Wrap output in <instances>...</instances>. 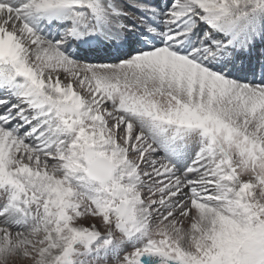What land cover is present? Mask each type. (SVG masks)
Wrapping results in <instances>:
<instances>
[{"label":"snow or ice","instance_id":"6c2138e0","mask_svg":"<svg viewBox=\"0 0 264 264\" xmlns=\"http://www.w3.org/2000/svg\"><path fill=\"white\" fill-rule=\"evenodd\" d=\"M0 264H264V0H0Z\"/></svg>","mask_w":264,"mask_h":264}]
</instances>
